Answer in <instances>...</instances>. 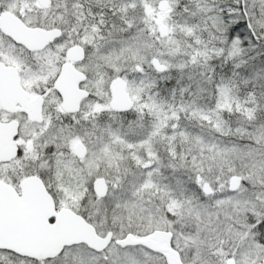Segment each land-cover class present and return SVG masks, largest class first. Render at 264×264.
<instances>
[{
  "label": "snow or ice",
  "instance_id": "obj_1",
  "mask_svg": "<svg viewBox=\"0 0 264 264\" xmlns=\"http://www.w3.org/2000/svg\"><path fill=\"white\" fill-rule=\"evenodd\" d=\"M0 264H264V0H0Z\"/></svg>",
  "mask_w": 264,
  "mask_h": 264
}]
</instances>
